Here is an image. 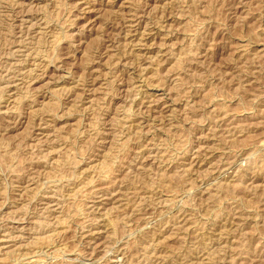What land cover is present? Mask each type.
I'll use <instances>...</instances> for the list:
<instances>
[{
	"label": "rangeland",
	"instance_id": "1",
	"mask_svg": "<svg viewBox=\"0 0 264 264\" xmlns=\"http://www.w3.org/2000/svg\"><path fill=\"white\" fill-rule=\"evenodd\" d=\"M0 264H264V0H0Z\"/></svg>",
	"mask_w": 264,
	"mask_h": 264
}]
</instances>
